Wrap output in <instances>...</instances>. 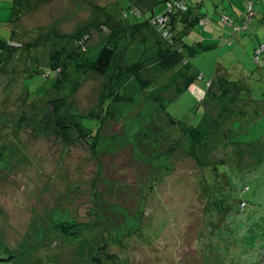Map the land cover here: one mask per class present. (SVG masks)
Listing matches in <instances>:
<instances>
[{
  "label": "rangeland",
  "instance_id": "1",
  "mask_svg": "<svg viewBox=\"0 0 264 264\" xmlns=\"http://www.w3.org/2000/svg\"><path fill=\"white\" fill-rule=\"evenodd\" d=\"M29 1L0 0V56L14 57L0 66V264L264 263V141L257 142L264 139V57L259 64L254 56L264 45V0L246 33L224 36L210 20L183 36L179 49L203 76L195 89L180 92L181 73L168 80V63L159 69L158 41H166L158 32L123 55V65L139 63L143 80L126 79L133 104L102 105L108 77L90 74L59 116L48 105L53 95L45 96L54 79L30 74L35 58L46 68L58 43L46 36L55 30L66 38L94 17L143 19L123 17L130 0H46L36 8ZM212 2L205 3L211 15ZM104 27L61 43L95 57L109 38ZM203 40L216 47L200 50ZM209 82L213 91L231 85L224 107L207 95ZM165 108L183 124H170ZM77 116L99 134L94 151L83 141L68 144L61 132ZM61 223L75 236L62 234Z\"/></svg>",
  "mask_w": 264,
  "mask_h": 264
},
{
  "label": "trees",
  "instance_id": "2",
  "mask_svg": "<svg viewBox=\"0 0 264 264\" xmlns=\"http://www.w3.org/2000/svg\"><path fill=\"white\" fill-rule=\"evenodd\" d=\"M45 1L46 0H38L36 2V0H30L28 4L29 6L36 8L39 4L44 3ZM130 1L131 6L127 12L123 13V17L128 18L129 16H132L137 19H143V22L131 25L124 24L121 21H114L110 17H107V19L104 20L100 18L98 19L97 17L95 19L94 17L93 21L89 25H86L85 28H81V30L77 31L73 35L66 36V38L57 34L55 30L51 31V33L47 35L48 37L46 36V39L50 41H52V38L55 37L58 40V43H54L56 46L53 49L54 51L50 50L48 59L46 58V61L44 63V66L46 68L44 69L43 67H41L39 59L35 58L34 60L36 62V66L33 70H31L30 74H41L43 78L54 79L55 82L54 85L50 88V93H47L45 95H53V98H50L48 100V105L52 109V114L54 116H59L62 113V111L68 105V100L77 94L79 89L82 87L85 78L90 74H97L103 77H108L107 82L102 86V105L108 103L109 106L111 105V103L133 104L134 100L131 97L126 96V79L130 75H132L141 84H143V80L140 72L138 71L139 63L123 65V55L135 44L136 45L134 46L135 48H133L134 50L132 49V53L137 48H139L140 50L139 45L145 46L146 44L150 43L151 34L156 36L160 34L161 37L165 38V41L167 43H165L166 47H164L165 45L162 44V41H158L160 47L157 50L156 55L159 69L164 71L166 67L165 63H168L169 67L166 68H169L171 72V75L168 76V80L171 76H174L175 73H181L182 79H184L185 82V87L181 89L180 92H184L188 88L195 89V87H193V84L198 79L203 81V76H201L200 72L193 71L191 63L186 59L183 52L179 49V42L181 41L183 36L190 30L191 27L207 26V24L210 23V20L216 22L221 27L222 31L228 32L231 30L234 34L236 32L246 33L249 30L250 25L256 18V15H258L259 13L258 6L260 3L259 1L261 0H244V11L240 14L241 17L237 16V14L232 11L229 12L222 3L217 4L213 7V14L211 15V12H207L208 8L205 5L207 0H166L163 3V8L160 12L156 14L153 13L147 16L146 13L142 12V10L139 9L140 7L137 8L138 6L136 2H134L133 0ZM168 4L170 5L169 7ZM158 17L166 18V22L163 26L154 24L155 19H157ZM181 24L184 25V29L182 31H180ZM101 26H105V30H109V38L108 40H106L105 44L100 49L96 57L88 56L86 54H80V52L76 51L75 49L73 50L70 48V50V45H63L61 43L63 39H66L67 42L71 40V38L74 40L80 39L84 35H89L91 29H100ZM165 32L168 33L167 36L164 35ZM121 40H125L126 42L123 47L119 46ZM28 45L29 47H34L38 44ZM198 45H200V50L216 47V44L213 46L206 45L205 40L201 41V43H198ZM189 49L191 54H194L198 50L196 49V47H189ZM262 55L264 57V45L256 47L254 51L255 60L259 64V60ZM129 56L130 53L128 55V59ZM5 57H8L9 60L14 59V57L9 55L0 56V66H3L1 64L2 60L5 59ZM30 74H28V76ZM230 86V84H227V86L213 91V83L209 82L207 95L210 93L212 99L216 98L217 101L223 106V102L227 99L225 93ZM233 87L236 88V86ZM211 91H213V93ZM221 91L222 93L218 94V92ZM28 97L29 94L26 98L27 100ZM235 99L236 96L233 97V99L230 101H234ZM102 109L105 110L104 106H102ZM107 113L108 111H106V113L102 116V119L106 117ZM166 117L168 119V122L172 125L178 126L182 123L172 118L168 113H166ZM85 118L87 117L77 116L70 126L60 124L61 132L68 144L74 145L77 142L83 141L84 143H87L89 145L91 151H94L98 143L99 134H95L90 128L84 127V125L82 124V120ZM206 120L207 119L204 118L201 124H204ZM185 131L192 133L195 138H206L205 133H201L198 128L186 127ZM230 132L225 136L228 137ZM261 141H264V139L257 142ZM257 142H252L250 143V145ZM217 174L222 175L218 173V171ZM225 183H227V180H225ZM227 190L232 191L230 186ZM249 190L250 187L246 184L242 194L248 192ZM258 193L259 192H257V194ZM260 193L263 194L264 190ZM260 205L263 206L264 201H262ZM246 207L247 203L241 201V210L243 211ZM57 228L60 229L59 231L67 237L75 236V234L77 233H74L73 227L66 223L58 224ZM93 262L99 263L100 260L97 258H93Z\"/></svg>",
  "mask_w": 264,
  "mask_h": 264
},
{
  "label": "crops",
  "instance_id": "3",
  "mask_svg": "<svg viewBox=\"0 0 264 264\" xmlns=\"http://www.w3.org/2000/svg\"><path fill=\"white\" fill-rule=\"evenodd\" d=\"M134 2H136L137 4V8H139L140 10H142L144 13L147 14V16L151 15V14H156L158 13V11L160 12L163 8V3L166 0H133ZM193 1H197V0H193ZM243 1L240 0H213L212 4L213 7L216 6L217 4H223V6H225L229 12H234L237 14V16H240V14L244 11V7H242V3ZM208 13H210V9H208L207 11ZM241 17V16H240ZM227 33V31H223V35L225 36ZM98 55V54H97ZM96 55V56H97ZM95 56V57H96Z\"/></svg>",
  "mask_w": 264,
  "mask_h": 264
},
{
  "label": "built area",
  "instance_id": "4",
  "mask_svg": "<svg viewBox=\"0 0 264 264\" xmlns=\"http://www.w3.org/2000/svg\"><path fill=\"white\" fill-rule=\"evenodd\" d=\"M169 6H170V5L168 4V7H169ZM168 11H169V10H168ZM169 13H170V12H169ZM165 22H166V18L158 17L157 19H155L154 24H155V25H159V26H163V25L165 24ZM164 35L167 36L168 33L165 32ZM88 37H89V35H87L85 39H87Z\"/></svg>",
  "mask_w": 264,
  "mask_h": 264
}]
</instances>
